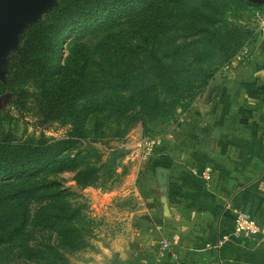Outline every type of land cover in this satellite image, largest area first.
<instances>
[{
    "label": "rangeland",
    "instance_id": "obj_1",
    "mask_svg": "<svg viewBox=\"0 0 264 264\" xmlns=\"http://www.w3.org/2000/svg\"><path fill=\"white\" fill-rule=\"evenodd\" d=\"M145 1L136 0L118 13L99 17L70 30L61 44V62L78 46L87 58L84 71L93 77L94 84L103 86L102 95H111L110 87L120 83L116 74L119 70L145 75L144 70L152 63L174 67L193 64V49L210 47L206 40H195L204 32L194 34L197 28L206 25L209 15L234 24L245 33L238 51L216 68L213 77L229 71L234 62H243L247 56L246 49L255 46L264 33L255 30L256 25L252 21L253 11L259 8L239 0H213L211 8L201 6V0H176L178 5L192 7L189 17H185L183 11L169 9L174 0H156L159 3L157 9L155 6L142 11L140 8ZM188 21L192 25H186ZM19 39L0 60V83L5 80L9 57L18 46ZM153 55L158 58L157 62L153 61ZM198 104L197 95L185 112L167 121L156 119L149 122L144 132L136 123L118 134L123 122L116 123L114 118L106 117L103 113L91 114L86 120L83 138L75 148L65 153V156L76 157V163L71 168L61 171L46 168L23 177L0 181V227L16 220L23 208L30 217L37 214L33 222L38 223L44 214L59 213L67 205H80L74 223L77 226L87 225L90 236L87 246L73 254L72 264H118L122 261L116 250L120 240L127 241L130 236L133 237L134 228L139 231V236L137 233L134 236L137 240L153 237L158 230L156 226L161 223L159 211L164 202L161 197L156 200L154 208L157 214H153L154 208L150 214L144 211L139 213L137 210L143 206L146 209L145 203L142 198L135 199L129 195L125 188L141 187L143 165L150 158L157 157L165 140L185 137L186 134H182L188 133L191 127L188 125L191 120L188 115ZM67 127L59 122L39 123L28 113L18 110L10 91H0V137L18 140L37 139L40 136L59 138L64 136ZM255 134L250 133L247 138L259 142L260 147L249 150L253 156L257 150L261 159L252 168L254 180L253 186L247 188L246 206L233 210L231 228L225 237H221L224 238L221 245L212 244L214 255L208 264H264V235L238 233L233 228L234 212L239 209L247 211L258 225L264 227V131H260L256 137ZM156 139L160 141L159 145L154 147L147 159H143L144 141ZM91 168H97L96 183L79 187L75 181L76 173ZM157 187V183L153 184L156 197L163 193ZM60 189L66 194L52 195ZM135 212L137 216L133 218ZM154 215H157V221L153 222ZM42 236L41 233L36 234L37 239ZM124 254H129L128 249ZM114 255H119L117 260Z\"/></svg>",
    "mask_w": 264,
    "mask_h": 264
},
{
    "label": "trees",
    "instance_id": "obj_2",
    "mask_svg": "<svg viewBox=\"0 0 264 264\" xmlns=\"http://www.w3.org/2000/svg\"><path fill=\"white\" fill-rule=\"evenodd\" d=\"M135 1L55 0L50 9L27 25L9 57L8 73L0 83V91H10L18 110L39 123L59 122L68 127L59 138L0 137V181L46 168L57 171L71 168L76 157L65 153L83 138L86 120L93 113H103L116 123L123 122L118 131L122 134L136 123L144 132L149 122L167 121L185 112L212 79L216 68L238 51L244 39L245 33L240 27L209 15L206 25L195 26L194 34L204 32L195 40H206L210 47L194 48L193 64L174 67L152 63L144 70L145 75L119 70L116 74L120 83L110 87L111 95H102L103 86L94 84L93 77L84 71L87 58L78 46L61 62L62 41L70 30L118 13ZM239 1L261 7V4ZM199 4L211 8L214 1L201 0ZM155 6L156 9L159 6L156 0H146L140 9L145 11ZM191 8L174 0L169 9L183 11L189 17ZM186 25L192 23L188 21ZM153 61H158L155 55ZM96 170L78 171L75 181L79 187L95 184ZM65 194L60 189L52 195ZM79 208L80 205H67L59 213L44 214L38 223L33 222L37 214L30 217L23 208L16 220L0 227V264H72L73 254L87 246L90 236L87 225L74 223ZM38 233L45 237L37 239Z\"/></svg>",
    "mask_w": 264,
    "mask_h": 264
},
{
    "label": "crops",
    "instance_id": "obj_3",
    "mask_svg": "<svg viewBox=\"0 0 264 264\" xmlns=\"http://www.w3.org/2000/svg\"><path fill=\"white\" fill-rule=\"evenodd\" d=\"M245 52L243 62H234L229 71L214 76L198 95L185 137L165 140L157 157L143 165L141 187L125 188L145 203L146 209L143 206L139 213L150 214L160 197L164 202L153 237L137 240L139 231L133 227V237L120 240L118 264H208L214 255L212 244L231 228L233 210L246 206L247 188L254 180L252 168L261 159L257 150L255 156L251 154L259 142L247 137L264 131V33ZM216 128L218 136L211 142ZM158 167L166 174L165 189L156 197L153 184ZM136 216L137 212L132 215ZM152 220L157 221V215ZM160 240L169 244L161 256Z\"/></svg>",
    "mask_w": 264,
    "mask_h": 264
},
{
    "label": "water",
    "instance_id": "obj_4",
    "mask_svg": "<svg viewBox=\"0 0 264 264\" xmlns=\"http://www.w3.org/2000/svg\"><path fill=\"white\" fill-rule=\"evenodd\" d=\"M253 4H262L264 0H246ZM55 0H0V60L5 56L9 49L13 48L23 29L30 23L35 22L40 14L50 9ZM219 133L216 128L211 142H215ZM166 170L162 167L156 169L155 180L160 192L165 189L164 176ZM163 197L161 200L163 201Z\"/></svg>",
    "mask_w": 264,
    "mask_h": 264
},
{
    "label": "built area",
    "instance_id": "obj_5",
    "mask_svg": "<svg viewBox=\"0 0 264 264\" xmlns=\"http://www.w3.org/2000/svg\"><path fill=\"white\" fill-rule=\"evenodd\" d=\"M252 21L255 22L256 28L255 30L259 32H264V2L261 4V7L252 13ZM159 140H147L144 141L143 144V159H147L149 155L154 150L156 145H159ZM209 169L206 168L204 177L207 178ZM233 228L234 231L238 233H262L264 235V227L258 225L255 220L250 216L247 211L244 210H236L234 212L233 218ZM224 241V238H220L216 241V246H219ZM169 247V244L165 240H160L158 242V252L159 256H161Z\"/></svg>",
    "mask_w": 264,
    "mask_h": 264
}]
</instances>
